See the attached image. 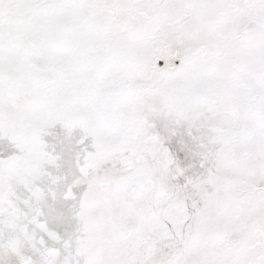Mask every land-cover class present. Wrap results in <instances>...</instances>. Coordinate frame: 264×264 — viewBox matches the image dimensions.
I'll list each match as a JSON object with an SVG mask.
<instances>
[{"label":"snow or ice","instance_id":"obj_1","mask_svg":"<svg viewBox=\"0 0 264 264\" xmlns=\"http://www.w3.org/2000/svg\"><path fill=\"white\" fill-rule=\"evenodd\" d=\"M0 264H264V0H0Z\"/></svg>","mask_w":264,"mask_h":264}]
</instances>
